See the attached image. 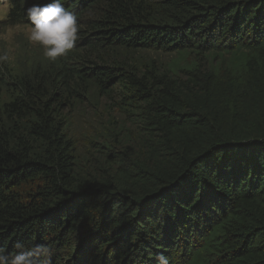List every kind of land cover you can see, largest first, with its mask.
Wrapping results in <instances>:
<instances>
[{"label": "trees", "instance_id": "obj_1", "mask_svg": "<svg viewBox=\"0 0 264 264\" xmlns=\"http://www.w3.org/2000/svg\"><path fill=\"white\" fill-rule=\"evenodd\" d=\"M10 4L11 25L27 23L34 3ZM62 4L100 58L39 64L0 102V249L44 246L37 264H264V0ZM121 50L196 59L186 76L134 73L106 62ZM90 89H122L141 134L136 148L105 142L85 171L62 112Z\"/></svg>", "mask_w": 264, "mask_h": 264}, {"label": "rangeland", "instance_id": "obj_2", "mask_svg": "<svg viewBox=\"0 0 264 264\" xmlns=\"http://www.w3.org/2000/svg\"><path fill=\"white\" fill-rule=\"evenodd\" d=\"M34 5H41L43 0H31ZM12 7L9 0H0V55L7 54L8 60L0 62V102L8 103L17 96L12 86L14 77L29 74L39 64L46 67L58 60H67L70 66L83 68L91 67L92 62L99 61L100 53L85 48V40L92 37L87 32L78 33L75 47L66 57H61L52 62L44 57L43 48L35 42H30L28 36L31 32V22L11 25L9 14ZM24 15V13H23ZM85 30V29H79ZM78 30V32H79ZM106 62L112 66L114 60L127 62L126 68L134 73L145 72L149 66H156L163 72L176 70L181 76L185 75L184 67L189 60L196 59L194 53L181 56L177 53L140 52L129 53L126 51L105 52ZM228 58L232 55H228ZM207 65L203 61L202 68ZM48 70V69H45ZM32 76V75H31ZM123 90L111 92L109 95H98L90 89V98L80 104L70 103V107L62 112L70 137L75 139L79 149V167L81 170L99 168L105 162L101 154L104 147L110 143L118 150L136 148L141 134V121L136 116H128L120 105ZM103 96V97H101Z\"/></svg>", "mask_w": 264, "mask_h": 264}, {"label": "clouds", "instance_id": "obj_3", "mask_svg": "<svg viewBox=\"0 0 264 264\" xmlns=\"http://www.w3.org/2000/svg\"><path fill=\"white\" fill-rule=\"evenodd\" d=\"M27 17L32 25L28 39L43 48L45 58L55 62L74 49L79 30L77 19L63 7L62 0H54L43 6L33 5L27 9ZM7 60V54L0 55V62ZM15 248L19 251L11 258L5 254L4 249H0V264H37V258L41 254L47 255L49 251L44 246L26 249L20 242ZM160 260L162 264H167L164 257H160Z\"/></svg>", "mask_w": 264, "mask_h": 264}]
</instances>
